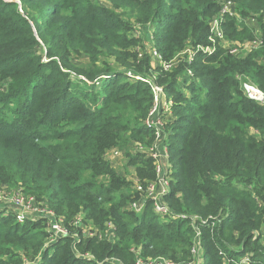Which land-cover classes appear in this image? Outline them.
<instances>
[{"label":"trees","instance_id":"obj_1","mask_svg":"<svg viewBox=\"0 0 264 264\" xmlns=\"http://www.w3.org/2000/svg\"><path fill=\"white\" fill-rule=\"evenodd\" d=\"M105 1L0 0V188L53 212L0 205V264H264V44L196 52L222 0ZM225 1L227 45L264 42V0Z\"/></svg>","mask_w":264,"mask_h":264},{"label":"built area","instance_id":"obj_2","mask_svg":"<svg viewBox=\"0 0 264 264\" xmlns=\"http://www.w3.org/2000/svg\"><path fill=\"white\" fill-rule=\"evenodd\" d=\"M236 15V11L234 9V6L231 2L229 1H225L222 0L221 1V9L219 12V15H217L213 21L211 22V27H210V35L208 37V44H199L196 47V52H202V53H206V54H212L213 52L216 51L217 45L220 42L221 44L223 43V46H227V48H230V51L234 54L236 53H241L243 52L244 49V45L242 44L241 47H229L231 45H227V40H226V33L224 31V25L227 22L228 17H233ZM246 21V23H249L246 19H244ZM264 44L263 42V38L256 33L255 35V40L249 42V45L253 48V49H258L260 47H262V45ZM189 62H191L194 58V53L193 51H189ZM153 57L155 59L156 62L163 64L165 66V68H169L173 65V63H165L162 61L161 56L159 55V52L154 49L153 52ZM189 79H194V72L192 71V69H187L186 73H185ZM244 87V91L247 94L248 97L255 99L261 103L264 104V92L261 91L259 88H257L255 85L251 84V83H244L243 84ZM162 94V90L160 88H156V103L154 105V107L152 108L151 112H150V116L146 121V124L149 127H156L157 128V136L159 137L158 141L162 138L163 133H162V129H161V125L164 124V119L163 116H161V113H165V110H162L163 108H165V104H162L164 107L162 108L161 105L158 102L159 96ZM159 95V96H158ZM167 152V150H165ZM116 154H118V151H115ZM153 155L157 158V162H158V172L160 174L161 171V164H160V150H157L156 152L153 153ZM23 196V195H22ZM21 195H18L16 198V203L26 207L28 209H32L35 211V215L39 216V215H48V216H53V212L51 210H49L48 208L45 207H41L39 205H36L33 202V198L32 197H27L26 199H24ZM25 197V196H24ZM155 208L157 211L164 213L166 211V209H164L158 202H156L155 204ZM33 216V215H32ZM18 217L20 220L24 219L25 216L24 214H20L18 212ZM53 229L55 230V233L57 234H65L67 233V230L64 228V226L61 224V220L60 221H55L52 225Z\"/></svg>","mask_w":264,"mask_h":264},{"label":"rangeland","instance_id":"obj_3","mask_svg":"<svg viewBox=\"0 0 264 264\" xmlns=\"http://www.w3.org/2000/svg\"><path fill=\"white\" fill-rule=\"evenodd\" d=\"M102 1L103 2H106L105 0H102ZM242 44L244 45L245 54L248 53V52H250L251 50H257V49H253L249 45V41L243 42ZM246 47H247V51H246ZM187 93L189 94V92H187ZM163 97H164V100H162V98L159 97V99H158L159 104H160V101H163V103L165 105H169L170 104V101H167V98L165 99L166 95H164ZM167 107H169V106H166V108ZM168 111H169V109H168ZM112 155H113V157H112ZM165 155L167 156V159H168L169 158L168 152L165 151ZM110 156L114 160L115 166H117L118 169H121L123 167L125 161H126L125 158L123 157V153L119 152V154H116L115 151H113L110 154ZM160 159H163V155L161 153V150H160ZM166 165H167V161L165 162V167H166ZM165 167L164 168H161V170H163V173L165 171ZM18 195H21L22 196L21 192H18V191L14 190V189H10L7 186H4L3 188H0V205L10 204V203L13 202V203H15L17 205V210L16 211H18L20 214H24V216H27V215L32 216L33 214H35V211L34 210L28 209V208L23 207V206H21V205H19V204L16 203V201H17L16 198H17ZM22 197L24 199H26L24 197V194H23Z\"/></svg>","mask_w":264,"mask_h":264},{"label":"crops","instance_id":"obj_4","mask_svg":"<svg viewBox=\"0 0 264 264\" xmlns=\"http://www.w3.org/2000/svg\"><path fill=\"white\" fill-rule=\"evenodd\" d=\"M246 51H247V47H246ZM242 54H245V51H243ZM161 98H162V100H164V97L163 96ZM162 104H164L163 101H160V105L163 108L164 106ZM166 106L167 105H165V107ZM169 112H171V109H169ZM157 150H161V153L163 155V159H161L160 164H161V168H164L165 167V162L168 161L167 156L165 155V150H167L166 144L163 143V142H160L158 144ZM112 157H113V155H112ZM112 161H114V160L112 159ZM165 173H167V172L165 171ZM159 176L165 178V175L163 173V170L160 171Z\"/></svg>","mask_w":264,"mask_h":264},{"label":"bare ground","instance_id":"obj_5","mask_svg":"<svg viewBox=\"0 0 264 264\" xmlns=\"http://www.w3.org/2000/svg\"><path fill=\"white\" fill-rule=\"evenodd\" d=\"M148 126V125H147Z\"/></svg>","mask_w":264,"mask_h":264}]
</instances>
